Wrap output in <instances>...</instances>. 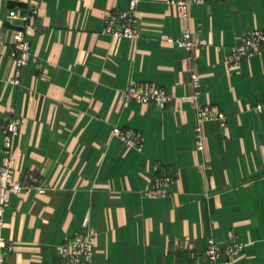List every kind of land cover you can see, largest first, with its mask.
<instances>
[{"label": "crops", "instance_id": "obj_1", "mask_svg": "<svg viewBox=\"0 0 264 264\" xmlns=\"http://www.w3.org/2000/svg\"><path fill=\"white\" fill-rule=\"evenodd\" d=\"M174 0H140V39L114 38L106 18L130 0H0V162L5 125L14 136L16 177L23 184L5 211L7 264H64L59 247L82 231L96 237L92 264H211L194 255L210 241L232 264H264V44L237 69L227 64L245 32L264 29V0H191L189 18ZM32 22L9 20L14 10ZM190 30L206 45L169 39ZM31 60L12 83L14 34ZM193 74L200 77L198 91ZM132 82L176 96L165 108L126 102ZM196 103L178 97L194 96ZM227 117L203 124L196 150V107ZM132 128L142 149L113 128ZM172 166L166 196L149 194L159 170ZM44 192L40 193L38 187Z\"/></svg>", "mask_w": 264, "mask_h": 264}, {"label": "built area", "instance_id": "obj_2", "mask_svg": "<svg viewBox=\"0 0 264 264\" xmlns=\"http://www.w3.org/2000/svg\"><path fill=\"white\" fill-rule=\"evenodd\" d=\"M140 0H130L129 9L126 11H115L106 18V32L114 38L129 39L136 41L140 39L141 32L136 15L137 5ZM191 0H174L172 5L183 20L189 18V4ZM36 3L31 4L32 14L21 16L18 12L12 10L8 14L9 20L21 19L27 23L32 22L37 14ZM169 41L178 47L191 49L195 45L205 46V41L197 40L190 30H185L180 38H172ZM264 44V29H255L245 32L241 37V43L234 47L228 56L227 64L232 70L237 69L243 60L251 58L261 51ZM12 58L16 66L15 75L12 83L19 84L21 71L31 60V47L27 41L24 32L17 31L14 34V51ZM192 87L198 91L200 87V77L193 74ZM126 102L137 101L141 104L155 103L162 108L176 98L170 92L161 86L148 82H132L123 92ZM198 93L194 96L178 97L182 103H196ZM255 112H264V97L253 108ZM196 150L203 152L205 148L203 124L210 120H217L223 127L227 125V117L218 109V107L207 104L196 107ZM6 133L4 158L0 162V264H7L8 244L3 236L5 225V211L11 203V196L19 194L22 191L23 184L16 177V159L13 150V139L19 129V120L10 119L5 125ZM113 136L120 139L127 147L137 150L142 149L143 136L140 132L132 128H113ZM175 179V170L168 166L159 170L152 182V188L149 194L155 197L166 196L170 192V187ZM38 191L44 192V188L39 186ZM82 231L67 240L59 247V255L64 264H92L96 237L90 230V220L85 218L82 224ZM231 252L228 249L222 250L220 244L216 241H210L207 246L194 255L205 257L211 264H232L230 258H225L224 253Z\"/></svg>", "mask_w": 264, "mask_h": 264}]
</instances>
